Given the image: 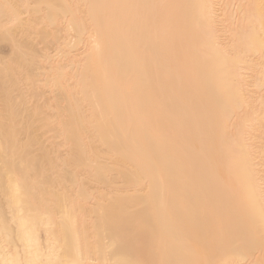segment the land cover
<instances>
[{"label": "bare ground", "instance_id": "1", "mask_svg": "<svg viewBox=\"0 0 264 264\" xmlns=\"http://www.w3.org/2000/svg\"><path fill=\"white\" fill-rule=\"evenodd\" d=\"M17 2L0 264H264V0Z\"/></svg>", "mask_w": 264, "mask_h": 264}, {"label": "rangeland", "instance_id": "2", "mask_svg": "<svg viewBox=\"0 0 264 264\" xmlns=\"http://www.w3.org/2000/svg\"><path fill=\"white\" fill-rule=\"evenodd\" d=\"M17 1L0 0V104L3 100L18 92L17 89H15L17 85L32 84L33 78L36 77L35 74L37 69L35 68L36 64L30 59V57L32 55L31 53L37 50L31 45V43L36 45L37 42H40V40H44L42 37L43 34H41V37L38 35L39 38L35 37L37 34L35 33L36 28L31 30L32 28H28L29 25L27 26L26 24V27L23 24V22L26 23L24 18L27 19L28 15L30 16L32 10L35 8L34 4H28L27 8V6H23L27 3L23 4ZM21 1L22 0H20V2ZM11 13L14 15V17ZM34 13L35 11H33L32 14ZM32 14L31 17H33ZM20 15L23 18H20ZM22 19L23 22L21 21ZM28 19L30 21V17ZM33 21L34 20L30 21V24ZM27 23L29 24V22ZM26 40L27 42H25V44H27L29 47L24 48L21 51L12 49L14 43ZM39 45H41V43H39Z\"/></svg>", "mask_w": 264, "mask_h": 264}]
</instances>
